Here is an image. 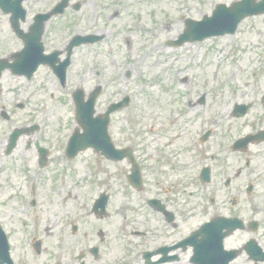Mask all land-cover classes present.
Listing matches in <instances>:
<instances>
[{
  "label": "rangeland",
  "instance_id": "obj_1",
  "mask_svg": "<svg viewBox=\"0 0 264 264\" xmlns=\"http://www.w3.org/2000/svg\"><path fill=\"white\" fill-rule=\"evenodd\" d=\"M57 1L31 0L26 6L27 22H32L37 10L46 11ZM230 2L232 0H87L82 2L79 12L69 9L63 19L49 25L48 51L74 34L102 32L105 39L94 46L75 50L68 86L64 89L46 68L29 83L9 77L0 81V99L14 107L10 122L0 117V152L6 135L15 127H40L39 131L21 140L25 144L55 143L58 133L64 139L73 121L72 94L77 88L88 93L100 84L104 87L98 101L100 110L118 98L129 96L131 99L129 108L113 117L111 133L119 144L124 132L132 135L134 119L139 121L140 131L146 133L143 140L148 147L153 139L148 133L152 124L171 134L184 132L186 144L211 126L221 129L214 139L216 147L222 148L232 141L228 137L231 127L243 135L248 131L249 120L255 119L258 123L264 120L261 104L264 96V17L245 21L234 36L211 38L179 48L169 46L178 40L179 37L173 39V36L179 28L184 33L186 20L200 21L210 16L217 5L228 6ZM25 25L23 28L28 24ZM14 40L8 16L0 12V55L21 48L17 43L19 48L16 47ZM187 76L190 84L183 82ZM205 95V104L200 105ZM236 103L253 104V111L246 119L232 116ZM172 117L177 122L168 126ZM170 132L162 142L172 136ZM130 136H125L126 140ZM22 151L20 147L10 158L0 155V182L13 175L8 191L0 190V209L5 216L17 208L16 203L6 201L8 192L9 195L14 192L11 188L14 182L13 188L17 189L24 176H31L25 186L36 179L38 172L42 179L47 177L48 170H41L35 164V151L26 154ZM52 157L60 158L59 164L54 166L56 169L66 170L78 181L102 178L99 173L120 171V164L104 163L91 152L81 156L75 169L57 150H53ZM220 160L222 164L224 157ZM185 182V187L192 189L190 193L197 188L193 185L197 184L194 175ZM238 184H244L243 178L236 179L233 186Z\"/></svg>",
  "mask_w": 264,
  "mask_h": 264
},
{
  "label": "flooded vegetation",
  "instance_id": "obj_2",
  "mask_svg": "<svg viewBox=\"0 0 264 264\" xmlns=\"http://www.w3.org/2000/svg\"><path fill=\"white\" fill-rule=\"evenodd\" d=\"M260 121L248 124L243 135L231 127L232 141L222 148L214 145L219 128L210 130L208 146L200 142L201 137L186 144L184 132L171 134L156 124L150 127V147L140 140L138 130H131L134 139L126 140L130 134L124 132L117 148L132 150L143 189L129 185L128 161L120 162V172L99 173L102 178L81 181L54 167L60 158L52 157L53 150L68 163L81 160L83 154L73 160L66 155L68 139L78 129L75 115L65 141L58 133L55 143L17 145L9 156L4 148V158L20 147L25 154L34 150L37 167L48 170L47 177L42 179L38 172L26 186L31 176H24L19 188H13L14 182V192H8L6 201L17 208L0 215L10 245V262L4 264H214L212 259L222 260L220 264H264V141L235 147L242 138L264 130V120ZM176 122L172 117L168 126ZM169 132L172 136L162 142ZM37 144L49 153L44 167ZM87 152L104 163L117 164L91 149ZM205 168L211 178L207 185L202 180ZM191 174L197 183L192 193L185 187ZM12 178L5 177L0 190L8 191ZM240 178L244 184L233 186ZM223 218L238 219L243 225L225 239L224 255L208 244L210 237L202 230Z\"/></svg>",
  "mask_w": 264,
  "mask_h": 264
},
{
  "label": "water",
  "instance_id": "obj_3",
  "mask_svg": "<svg viewBox=\"0 0 264 264\" xmlns=\"http://www.w3.org/2000/svg\"><path fill=\"white\" fill-rule=\"evenodd\" d=\"M25 0H0V8L5 13H12L13 14V23L15 25V32L23 37V33L20 31L19 28V20H24L25 18V10L22 9V2ZM252 0H245L244 2H251ZM243 4V3H242ZM65 4H61L57 7L55 10V14L62 13L64 10ZM264 10H258L255 12H248L243 13L242 16L239 18H236V9H225L224 6H219L217 11L214 13L213 18H206L201 23H196L189 21L187 23L188 25V31L185 33L182 38L179 41V44H184L185 42H196V41H202L206 38L212 37V36H220L224 35L226 33H234L235 29L237 28V25L240 23V21L245 16H252L254 14H262ZM46 19V18H44ZM40 35H42L44 29L43 26H40ZM81 42H86V40H80L77 39L75 41L76 45H79ZM42 46L40 47L39 53H33L31 60L24 59L25 55H18L17 61L14 63L15 65H8L6 61H0V74L2 71L6 70L7 68L12 69V71L18 75H27L31 77L33 73L37 70L38 66L41 64H46L48 62L47 58L42 57ZM39 54V57H38ZM31 58V57H30ZM36 60V61H35ZM35 61V62H34ZM18 64V65H17ZM24 64H31L29 66H26ZM65 69L62 70L64 72ZM63 76L61 77L63 79ZM96 98V96H95ZM95 98L92 99L90 108L92 111H90L88 114L91 116L93 112V105L95 102ZM82 100V99H81ZM77 103L80 102V98L78 99ZM117 106H113L111 108V111L115 110ZM81 115V114H80ZM109 120L106 117L105 120L102 123V126H100V130H98L97 126H93L92 124H82L85 132L88 133V137L91 136L93 133L100 134V138H88V144H86L85 148L87 147H94L98 151H102L105 156H107L110 159H116L120 160L122 157H117L118 153L117 151L113 150L112 144L110 142V139L107 136V128H108ZM72 145V143H71ZM70 145V146H71ZM136 170H134V173ZM2 245L0 243V249ZM6 250L4 255H0V263L5 261L6 259Z\"/></svg>",
  "mask_w": 264,
  "mask_h": 264
},
{
  "label": "bare ground",
  "instance_id": "obj_4",
  "mask_svg": "<svg viewBox=\"0 0 264 264\" xmlns=\"http://www.w3.org/2000/svg\"><path fill=\"white\" fill-rule=\"evenodd\" d=\"M182 31H180V28L178 29L177 34H175V36H173V39H175L176 37H179V35L181 34Z\"/></svg>",
  "mask_w": 264,
  "mask_h": 264
}]
</instances>
